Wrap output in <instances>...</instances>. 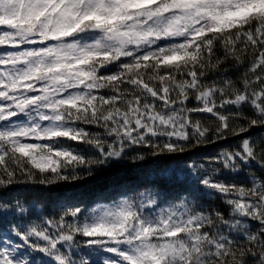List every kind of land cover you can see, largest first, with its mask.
I'll use <instances>...</instances> for the list:
<instances>
[{"label":"snow or ice","instance_id":"snow-or-ice-1","mask_svg":"<svg viewBox=\"0 0 264 264\" xmlns=\"http://www.w3.org/2000/svg\"><path fill=\"white\" fill-rule=\"evenodd\" d=\"M174 159L153 166L165 187L65 194ZM16 185L62 189L63 210L0 205V264H264V0H0V189Z\"/></svg>","mask_w":264,"mask_h":264},{"label":"trees","instance_id":"trees-1","mask_svg":"<svg viewBox=\"0 0 264 264\" xmlns=\"http://www.w3.org/2000/svg\"><path fill=\"white\" fill-rule=\"evenodd\" d=\"M242 71V70H241ZM230 74H233V78L240 76L241 72H237L235 68L229 67ZM195 101L190 102L189 106H193ZM207 121L206 116L196 117ZM230 144H235L236 141H230ZM228 144H218L215 146H209L201 154H212L220 150L223 147H228ZM183 159V158H179ZM178 161L176 159L172 161H149L145 164L125 167L118 171L110 173L106 177H102L91 184L81 186L79 188L69 187L65 189L67 198H80L85 200L88 204L92 205L94 202L104 201L105 198L115 194L118 191L140 190L145 188L151 189L153 187L152 182L156 181L161 187H165L163 182L157 181L155 168L156 165H170L175 167ZM153 167V168H150ZM171 189V186H167ZM53 190L63 191L62 189H50L43 186L33 185H16L8 189H0V205L14 204L17 200L25 207L31 208L33 215L31 219L37 220V215H52L55 216L63 209L61 205L64 203L65 198H62L59 202L53 199L51 192ZM174 190V189H173ZM205 207H217L220 208L225 214H228V209L222 202L212 196L210 198H204L200 201ZM35 205V207H32ZM11 208H0V218H3L6 213H9ZM10 218V217H9Z\"/></svg>","mask_w":264,"mask_h":264},{"label":"bare ground","instance_id":"bare-ground-1","mask_svg":"<svg viewBox=\"0 0 264 264\" xmlns=\"http://www.w3.org/2000/svg\"><path fill=\"white\" fill-rule=\"evenodd\" d=\"M100 202H103V201H100Z\"/></svg>","mask_w":264,"mask_h":264}]
</instances>
